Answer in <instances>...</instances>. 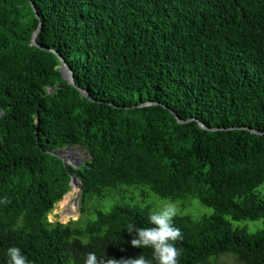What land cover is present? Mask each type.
<instances>
[{"label": "trees", "instance_id": "16d2710c", "mask_svg": "<svg viewBox=\"0 0 264 264\" xmlns=\"http://www.w3.org/2000/svg\"><path fill=\"white\" fill-rule=\"evenodd\" d=\"M247 128L264 132V0H0V264L12 246L31 264L151 259L126 229L149 227V208L85 206L120 185L214 209L174 217L179 264H264V225L226 218L264 224V134ZM77 145L83 216L51 222L71 183L51 151Z\"/></svg>", "mask_w": 264, "mask_h": 264}, {"label": "rangeland", "instance_id": "374dc122", "mask_svg": "<svg viewBox=\"0 0 264 264\" xmlns=\"http://www.w3.org/2000/svg\"><path fill=\"white\" fill-rule=\"evenodd\" d=\"M80 145L73 146V150L79 153V158L83 163H87L88 152L87 150L80 151ZM69 156V154H65ZM76 158V157H75ZM76 189V190H75ZM260 193H264V185L257 189ZM73 191V192H72ZM79 189L77 187L70 189V192L59 203H57L48 215V220L51 222L59 221L61 223H68L80 219L83 214L81 212L82 197L80 202V212L77 213V204L75 199L77 198ZM108 199L105 202L99 200L98 197L93 196L86 201V208L91 209L93 207L100 208L107 211L115 204H128L137 206L140 208H149L155 210L158 206L166 202H174L177 209L178 216H191L194 219L201 217H208L214 213V209L201 203V201L194 196H185L176 199H164L158 197L147 185H120L116 188L108 189L106 191ZM90 211V210H89ZM88 211V213H89ZM91 212V211H90ZM89 219H94L95 214H90ZM233 227H242L248 229L250 232H254L263 227V220L258 221H233L230 217H226ZM206 264H241L234 255L231 253H225L220 255L217 259L211 258Z\"/></svg>", "mask_w": 264, "mask_h": 264}, {"label": "clouds", "instance_id": "9594fccd", "mask_svg": "<svg viewBox=\"0 0 264 264\" xmlns=\"http://www.w3.org/2000/svg\"><path fill=\"white\" fill-rule=\"evenodd\" d=\"M177 215L174 202H166L155 210H150L148 215L149 227H139L129 223L126 227L132 236L130 244L137 248H150L152 258L146 259L143 255L135 258L119 260L121 264H179L178 257L181 250L176 247V241L183 240L180 228L175 227L173 220ZM7 264H31L22 253L21 248L12 246L6 252ZM115 259H107L104 264H115ZM84 264H99L95 253H88L84 258Z\"/></svg>", "mask_w": 264, "mask_h": 264}, {"label": "water", "instance_id": "95a60500", "mask_svg": "<svg viewBox=\"0 0 264 264\" xmlns=\"http://www.w3.org/2000/svg\"><path fill=\"white\" fill-rule=\"evenodd\" d=\"M33 8L36 12V16L38 17V13H37V10L35 8V6L33 5ZM41 25L42 23H40L39 27L37 28V30L34 32L33 34V37H32V44L37 46V47H40L42 48L38 43H37V35L40 31V28H41ZM54 53H56L58 55V57L60 58V61H61V67H60V70L63 74V77L68 81L69 84L73 85L74 87H76L81 93L82 95L88 97L89 99H92L91 96L89 95V93L87 91H85L84 89H81L80 87L77 86V84L75 83V79H74V72L72 70V68L69 66V64L66 62V60L59 54L57 53V51L55 50H52ZM50 92L53 91L52 88H50L49 90ZM173 114L176 116L177 120L180 122V123H185L187 121H184L182 119L179 118V116L177 115V113L175 111H172ZM200 126L203 128V129H206V130H211V131H214V130H217L218 128H211L209 126H207L204 122L202 121H198ZM249 129L250 131L254 132V133H257V134H260V135H263L264 132L263 131H259V130H255V129H251V128H247ZM73 146H67V147H64L62 149H59V150H53L51 151L52 154L62 158L66 164V167L68 168L69 170V174H70V177L71 179L74 180V182L76 183L77 185V188L79 189V193H78V196L77 198L75 199L76 201V204H77V213L80 212V200H81V197L83 195V183L81 181V179L73 173V168H81L85 163H83L81 161V158H79V153L77 152L76 155L77 157H69V156H65V154H69L70 152H73L75 150L72 149ZM81 150H86L85 146H81L80 147V151ZM87 159H90L91 158V155L89 154L88 157H86ZM70 185V184H69ZM70 189H71V185H70ZM70 192V190L64 195L63 199L66 197V195Z\"/></svg>", "mask_w": 264, "mask_h": 264}, {"label": "bare ground", "instance_id": "6f19581e", "mask_svg": "<svg viewBox=\"0 0 264 264\" xmlns=\"http://www.w3.org/2000/svg\"><path fill=\"white\" fill-rule=\"evenodd\" d=\"M70 185H71V189L77 187V185H76V183L74 182L73 179H71V183H70ZM75 190H76V189H75ZM72 192H73V191H72Z\"/></svg>", "mask_w": 264, "mask_h": 264}, {"label": "flooded vegetation", "instance_id": "af4514ba", "mask_svg": "<svg viewBox=\"0 0 264 264\" xmlns=\"http://www.w3.org/2000/svg\"><path fill=\"white\" fill-rule=\"evenodd\" d=\"M69 155H70L71 157H77V155H76V152H75V151H73V152H70V153H69Z\"/></svg>", "mask_w": 264, "mask_h": 264}]
</instances>
